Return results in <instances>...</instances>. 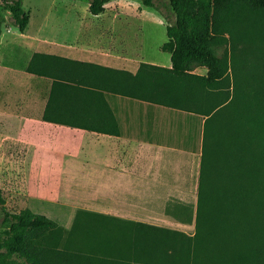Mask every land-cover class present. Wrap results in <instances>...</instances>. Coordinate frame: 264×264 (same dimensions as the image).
<instances>
[{
    "label": "crops",
    "instance_id": "crops-1",
    "mask_svg": "<svg viewBox=\"0 0 264 264\" xmlns=\"http://www.w3.org/2000/svg\"><path fill=\"white\" fill-rule=\"evenodd\" d=\"M62 2L75 36L30 30L28 9L20 37L0 35V122L15 125L32 154L20 187L30 199L49 202L85 193L109 217H183L200 191L206 116L120 92L121 70L134 74L141 63L171 67L170 53L154 51V37H141L148 42L142 46L90 37L76 12L84 6L90 12L89 1ZM139 11L131 16L167 25L153 7ZM34 57L33 68L48 74L28 70ZM194 116L202 118L196 129Z\"/></svg>",
    "mask_w": 264,
    "mask_h": 264
},
{
    "label": "trees",
    "instance_id": "trees-1",
    "mask_svg": "<svg viewBox=\"0 0 264 264\" xmlns=\"http://www.w3.org/2000/svg\"><path fill=\"white\" fill-rule=\"evenodd\" d=\"M1 1L10 10L12 23L24 32L30 13L23 0ZM88 1L90 13L99 15L105 11L109 0ZM140 1L164 15L168 40L161 49L170 53L172 65L141 63L134 74L121 70L120 92L206 116L202 156L210 122L214 124L216 139L221 132V123L225 127L231 121L235 128L236 158L226 163L222 170L217 168L214 175L215 179H232L233 182L232 186L223 188L225 206H222V215L216 216V228L205 226L201 231L198 224L192 239L178 242L172 240V233L167 229L124 219L134 222L136 229L141 231L132 234L131 245L118 242L108 252L103 249L100 237L101 214L84 210L75 217L69 239V243H77L73 230H80L81 246H77L76 251L63 253L45 249L41 243L47 234L58 228L57 220L30 209L7 211L0 191L6 252L18 256L26 264H57L53 253L57 257L64 254V258L73 264H212L216 252L211 250V242L216 240L217 246L224 250L219 257L224 259L213 264H264V124L260 129L262 121L259 122L264 111V88L253 84L258 78L252 74L264 70V58L261 57L264 0ZM229 41L231 57L227 53L219 55L216 47ZM34 63L35 57L29 71L48 74L34 69ZM195 65L203 66L207 72L194 71ZM44 118L51 120L47 114ZM245 121L248 124L246 135ZM220 142L217 139L218 147ZM80 217L84 219L83 227H80ZM93 223L97 224V229ZM118 224L119 231L122 225ZM123 227L127 225L123 224ZM0 264H9L1 252Z\"/></svg>",
    "mask_w": 264,
    "mask_h": 264
},
{
    "label": "rangeland",
    "instance_id": "rangeland-1",
    "mask_svg": "<svg viewBox=\"0 0 264 264\" xmlns=\"http://www.w3.org/2000/svg\"><path fill=\"white\" fill-rule=\"evenodd\" d=\"M165 1L156 0L157 3ZM144 6L140 0H138V3L130 0H110L106 4L104 13L99 16L91 15L90 12L86 11L85 6L77 9L76 12L77 16L84 20V33H87L90 37H121L122 41H128L129 39L132 41V39H135L138 46H142L147 42L141 37H154L149 43L153 44L152 49L154 51H158L161 49L160 43L162 37H167L166 24H144L137 18L131 16V13L140 12L139 10H142ZM24 7L31 11L32 21L30 30L34 31L39 29L47 34L58 35L59 37H73L76 35L73 34L74 26L69 21L70 18L68 19L67 8L62 0H24ZM0 21H3L1 27L2 31L6 32V37H20L19 29L12 23L13 20L10 10L1 0ZM124 44L122 42V45ZM216 50L221 56L227 53L231 57L232 50L230 41L216 47ZM165 53L169 54L168 52ZM261 57L264 58V43L261 46ZM194 71L205 74L207 69L203 66L195 65ZM252 74L258 78V81L253 84L257 88H264V70L255 71V74ZM194 119L196 129L199 120H202V118L198 119L197 116H194ZM259 122H261L260 129H262V123L264 124V111H262V116L261 114L259 116ZM244 124V134L246 135L248 124L246 121ZM220 128L221 132L217 139L221 142L219 144L220 147H218L214 124H211V122L208 124L204 144V156L201 158L200 191L193 201L186 203V207L182 211L183 217L179 216L173 219L172 217L146 219L145 217L109 218L100 215L99 218L101 219L102 225L100 237L103 240V249L110 252L118 242H121L123 245H131L133 243L132 234L136 230L141 231V229H136L137 226L134 222L124 219L150 225V222L153 220L154 223L160 224L159 227L171 231L172 240L178 242L192 239L197 232L198 224L201 231L207 226L216 228V216L218 217L219 214L222 215V206H225L224 201L226 195L223 188L224 186H232L233 182L232 179H222V181L215 179L214 175L217 172V168L222 170L226 167V163L233 162L236 158L234 153V143L236 141L233 140L235 128L233 124L230 121L228 126L224 127L221 123ZM15 132V125L12 126L11 124L0 122V191L5 199V209L9 212H20L23 209H30L57 220L59 223L58 228L46 235L45 239L41 241L42 245L45 249L50 248L63 253L65 251H76V247L81 246V240L79 239H81L82 235L80 230L77 232L73 230L75 239L78 238L76 239L77 243H69L70 231L73 228L75 217L80 215L81 211L84 210L96 212L95 200L89 198L90 196L85 193L76 196V200L69 202H49L40 199H30L20 185L26 180L27 166L32 154L23 148L21 145L22 142L15 136ZM201 133L203 134V125L201 127ZM225 133L230 135H225ZM3 217L4 213L0 204V252L4 254L9 264H26L23 259L16 255H9L6 252V247L4 246L6 240L2 234L4 229L2 223ZM80 219V227H83L82 223L84 219L82 217ZM96 220H98L97 216ZM118 223L122 225L119 231L117 229L120 228L118 227ZM123 224H126L127 227L124 228ZM92 226L97 229L96 223H93ZM118 233H121V235H118ZM211 250L216 252V257L212 256V264L224 259L223 257H219L223 255L224 250L219 245L217 246L216 240L211 242ZM53 259L58 263L61 262V264L68 262H72L68 264H73V261L64 258V254L57 257L53 253Z\"/></svg>",
    "mask_w": 264,
    "mask_h": 264
}]
</instances>
